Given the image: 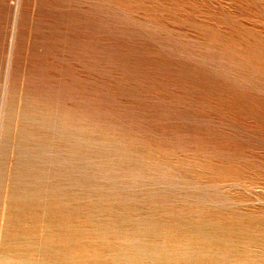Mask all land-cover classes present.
I'll use <instances>...</instances> for the list:
<instances>
[{
	"label": "rangeland",
	"instance_id": "374dc122",
	"mask_svg": "<svg viewBox=\"0 0 264 264\" xmlns=\"http://www.w3.org/2000/svg\"><path fill=\"white\" fill-rule=\"evenodd\" d=\"M0 264H264V0H0Z\"/></svg>",
	"mask_w": 264,
	"mask_h": 264
}]
</instances>
